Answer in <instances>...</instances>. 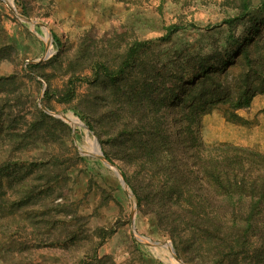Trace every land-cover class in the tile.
Here are the masks:
<instances>
[{"label": "rangeland", "instance_id": "rangeland-1", "mask_svg": "<svg viewBox=\"0 0 264 264\" xmlns=\"http://www.w3.org/2000/svg\"><path fill=\"white\" fill-rule=\"evenodd\" d=\"M243 1L0 0V264H215L181 245L182 191L206 211L210 201L179 141L178 95L195 92L191 65L207 62L214 82L233 84L241 49L264 56V0H247L232 28L222 23ZM170 25L182 28L166 36ZM234 114L202 115L193 135L264 154V93ZM149 115L165 120L182 158L179 191H168L170 178L146 188L124 163V141L147 139ZM252 223L264 230V217ZM258 235L221 264H264Z\"/></svg>", "mask_w": 264, "mask_h": 264}, {"label": "trees", "instance_id": "trees-1", "mask_svg": "<svg viewBox=\"0 0 264 264\" xmlns=\"http://www.w3.org/2000/svg\"><path fill=\"white\" fill-rule=\"evenodd\" d=\"M243 8V11L234 17L224 19L222 23L232 28L243 21L248 15L247 0L243 1ZM180 28L182 27L177 25L168 26L166 36ZM140 48V45H133L129 49V57L133 58ZM241 53L242 73L233 84L227 80L214 82L211 77L213 71L206 68L207 62L200 61L196 65H191V68H196L200 74L190 83L195 92L187 102L184 100L186 89H181L178 95L177 123L180 130L178 135L183 138L182 140L179 138V141L190 153L192 165L200 174L198 177L205 180L210 201L206 211L198 207V203L190 200L192 197L189 191H182L183 195H186L182 223L190 233V238L182 241L181 245L185 243L193 245L198 254H202L204 259H209L215 264H221L227 250H233L234 255L238 254V250L244 248L250 235L256 231L259 234L258 238L264 237L263 229L256 228L253 231L251 229L252 220L259 216L264 217V154L228 142L209 143L204 146L197 136L193 135V126L199 123L202 115L220 109L226 120H236L238 116L234 111L247 107L256 94L264 93V56L250 53L247 48L241 49L239 54ZM193 57L177 68L180 81L187 74L186 69L189 67L187 61ZM127 66L128 64L124 63L122 69ZM107 74L110 75L108 72ZM149 117L153 123L145 133L146 140L143 142L136 140L134 145H127L128 140L124 141V163L132 164L137 171L144 173L148 180L146 188L150 186L154 190L161 187L159 179L166 183L170 178L168 191L173 189L179 191L182 185L178 177L182 158L177 156L169 141L170 134L167 132L165 120L159 121L157 116ZM148 139L150 140L147 141ZM133 154L137 156L133 158ZM187 170L193 172L188 167ZM144 193L146 194V190ZM228 216L232 217L230 232L227 225ZM259 250L260 247H254L253 253Z\"/></svg>", "mask_w": 264, "mask_h": 264}, {"label": "water", "instance_id": "water-1", "mask_svg": "<svg viewBox=\"0 0 264 264\" xmlns=\"http://www.w3.org/2000/svg\"><path fill=\"white\" fill-rule=\"evenodd\" d=\"M109 165V164H108ZM109 166H111L114 170H116L117 171V169H116V167L115 166H113V165H109ZM123 181V180H122Z\"/></svg>", "mask_w": 264, "mask_h": 264}]
</instances>
